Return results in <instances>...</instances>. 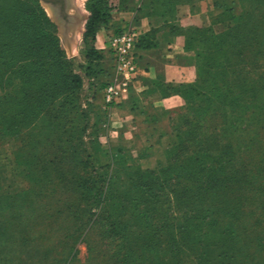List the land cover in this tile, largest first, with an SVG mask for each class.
I'll list each match as a JSON object with an SVG mask.
<instances>
[{
	"label": "trees",
	"instance_id": "trees-1",
	"mask_svg": "<svg viewBox=\"0 0 264 264\" xmlns=\"http://www.w3.org/2000/svg\"><path fill=\"white\" fill-rule=\"evenodd\" d=\"M185 1L159 0L160 29L185 37L197 78L159 80V92L187 106L172 119L166 167L143 171L129 148L100 141L105 111L93 103L113 75L112 55L100 77L84 74L97 92L84 109L85 78L54 24L34 5L0 0V253L12 252L10 264H264V0L251 9L233 0L234 27L223 34L178 28ZM187 1L195 9L204 0Z\"/></svg>",
	"mask_w": 264,
	"mask_h": 264
},
{
	"label": "rangeland",
	"instance_id": "rangeland-1",
	"mask_svg": "<svg viewBox=\"0 0 264 264\" xmlns=\"http://www.w3.org/2000/svg\"><path fill=\"white\" fill-rule=\"evenodd\" d=\"M252 1L246 0L247 9L252 8ZM20 2L21 8H29L34 5L49 18L55 26L53 31L56 32L58 47L66 59L73 64L75 72L84 78L86 72H93L100 77L99 71L101 69H110L112 63L109 54L102 49V42L105 43L112 33L125 30L137 34L138 39L140 38L139 66L148 75L133 85L128 97L119 101L115 106L106 109L101 108L100 97L95 100L93 105L105 111L103 114V123H105L103 128L105 130L100 136V141L104 146L108 147L111 144L129 148L133 158L139 159L143 171L161 169L162 165L159 166L158 155L164 152L166 156L171 145V138L174 140L175 136L174 128L176 129L177 122L174 123L172 119L176 118L178 113L185 111L187 103L181 94L163 95L156 87H159L160 79L175 86L193 84L197 78V66L194 60L191 63V59L196 54L194 51L186 50L185 37L182 34L171 37L168 28L160 29L164 19L159 17V14L162 13L164 6H161V10H159V0H75L74 4L79 16H76L75 22L74 20L69 21L68 30L64 29L68 21L60 19L55 21L50 6L43 1L20 0ZM232 3L233 0H204L195 6V9H192L193 5L186 0L177 6L178 13L174 24L182 30L211 27L215 33L223 34L234 27V22L228 15ZM72 12L75 14L74 8ZM95 13L100 19L95 27L98 32L94 39L87 40L85 39L87 23ZM80 20L82 24L78 33L79 39L76 47L72 49L67 40H69L71 29L78 25ZM166 35L169 37H165ZM147 43L150 44L148 48ZM93 51H97L99 55L87 57ZM91 60H93L92 63ZM178 69H190V73H188L190 81L183 82L184 80L178 78H173L174 81H168L166 73H176ZM181 74L187 78L182 71L178 73L179 78H182ZM98 81L100 82V78ZM94 91L89 86L88 79L85 78L84 109V101L91 99L93 93H97ZM260 95H264V83L262 81ZM85 103L87 104V102ZM98 113V108L92 111V122ZM11 145H5L3 151L12 158L15 145ZM16 145L18 147V144ZM165 162L164 157V167H166ZM258 183L264 185V173L257 177ZM27 187L28 183L26 182ZM252 192L248 191L249 194ZM77 249L79 251L78 259L84 263L88 258L87 247L85 244H80ZM11 254L12 252L9 250L0 253V264H10Z\"/></svg>",
	"mask_w": 264,
	"mask_h": 264
},
{
	"label": "built area",
	"instance_id": "built-area-1",
	"mask_svg": "<svg viewBox=\"0 0 264 264\" xmlns=\"http://www.w3.org/2000/svg\"><path fill=\"white\" fill-rule=\"evenodd\" d=\"M137 43V34L123 30L112 33L103 47L113 57V75L102 90V105L105 109L127 98L138 78L140 68Z\"/></svg>",
	"mask_w": 264,
	"mask_h": 264
},
{
	"label": "flooded vegetation",
	"instance_id": "flooded-vegetation-1",
	"mask_svg": "<svg viewBox=\"0 0 264 264\" xmlns=\"http://www.w3.org/2000/svg\"><path fill=\"white\" fill-rule=\"evenodd\" d=\"M41 1V0H39ZM45 4H48L50 6V9L54 16H56L57 19L60 20H67L65 29H69V21L76 19L75 14L72 12L74 4V0H44ZM80 22V21H79ZM68 24V25H67Z\"/></svg>",
	"mask_w": 264,
	"mask_h": 264
},
{
	"label": "crops",
	"instance_id": "crops-1",
	"mask_svg": "<svg viewBox=\"0 0 264 264\" xmlns=\"http://www.w3.org/2000/svg\"><path fill=\"white\" fill-rule=\"evenodd\" d=\"M107 39H108V38H107ZM106 42H107V41H105V43L102 42V43H103V44H102L103 47L105 46ZM103 47H102V49H103ZM139 65H140V62H139ZM139 68H140L139 75H138V78H137L136 82L134 83V85L137 84V83H139V82H140V79H141L142 77H145V76L148 75V73H147L144 69H142L141 66H139ZM180 71H182V73H185L188 79H187V78H184V75H183V74H181V77H182V78H179V77H178V73H179ZM188 73H190V69H178V70H176V73H174V72H170V73H168V74L166 73V78H167L168 81H174L173 78H178V79L184 80L183 82H186V81H190V77H188ZM186 79H187V80H186ZM172 140H173V139L171 138V143H172ZM164 157H165L164 152H162L161 154L158 155L159 165L163 164ZM162 158H163V159H162ZM157 163H158V162H157ZM157 165H158V164H157Z\"/></svg>",
	"mask_w": 264,
	"mask_h": 264
},
{
	"label": "bare ground",
	"instance_id": "bare-ground-1",
	"mask_svg": "<svg viewBox=\"0 0 264 264\" xmlns=\"http://www.w3.org/2000/svg\"><path fill=\"white\" fill-rule=\"evenodd\" d=\"M74 2H75V0H74ZM73 7H75L74 9H75V16H79V13H78V11H77V8H76V6L74 5ZM83 19V18H82ZM81 24H82V21L80 20V22H79V24L78 25H75L72 29H71V31H70V34H71V37H70V34H69V40H67V43H69V45H71V47H72V49H74L75 47H76V44H77V41H78V39H79V32H80V30H81ZM67 38V39H68Z\"/></svg>",
	"mask_w": 264,
	"mask_h": 264
},
{
	"label": "water",
	"instance_id": "water-1",
	"mask_svg": "<svg viewBox=\"0 0 264 264\" xmlns=\"http://www.w3.org/2000/svg\"><path fill=\"white\" fill-rule=\"evenodd\" d=\"M41 1H43L44 3H45V1L44 0H41ZM53 19H55V21H58V19L56 18V16H54V14H53ZM65 29V28H64ZM66 30V29H65Z\"/></svg>",
	"mask_w": 264,
	"mask_h": 264
}]
</instances>
